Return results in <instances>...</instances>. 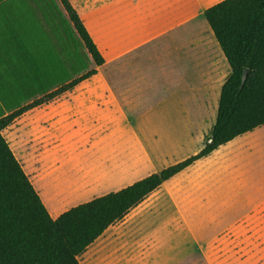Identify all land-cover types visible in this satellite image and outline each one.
<instances>
[{
  "label": "rangeland",
  "instance_id": "1",
  "mask_svg": "<svg viewBox=\"0 0 264 264\" xmlns=\"http://www.w3.org/2000/svg\"><path fill=\"white\" fill-rule=\"evenodd\" d=\"M208 1L70 0L105 65L3 132L18 160L23 155L32 171L42 170L40 183L28 176L50 215L88 202L81 191L107 163L135 164L141 179L204 148L231 73L223 59L227 69L221 66L215 83L201 80L210 66L203 50L220 49L200 16L222 0ZM94 68L58 0H0V90L7 108ZM186 72L193 80L182 82ZM137 211L133 222L92 246L97 259L147 264L143 235L162 227L175 237L161 253L172 256L184 236L177 264H264V127L184 171ZM154 236L156 242L161 234Z\"/></svg>",
  "mask_w": 264,
  "mask_h": 264
},
{
  "label": "trees",
  "instance_id": "2",
  "mask_svg": "<svg viewBox=\"0 0 264 264\" xmlns=\"http://www.w3.org/2000/svg\"><path fill=\"white\" fill-rule=\"evenodd\" d=\"M95 68L0 118V264H80L109 227L197 162L264 127V0H224L204 17L231 73L222 86L216 122L196 155L136 183L80 204L53 219L3 132L98 74L106 60L70 0H58ZM3 99L7 100L2 91Z\"/></svg>",
  "mask_w": 264,
  "mask_h": 264
},
{
  "label": "crops",
  "instance_id": "3",
  "mask_svg": "<svg viewBox=\"0 0 264 264\" xmlns=\"http://www.w3.org/2000/svg\"><path fill=\"white\" fill-rule=\"evenodd\" d=\"M203 1H205V0H203ZM222 1H224V0H222ZM222 1H220V2H222ZM209 2H210V0L208 1V3ZM220 2H218V3H220ZM218 3H216V4H218ZM216 4H213L210 7H212V6L216 5ZM210 7H207L206 10L208 8H210ZM205 11H204V13H205ZM204 13L200 17L204 16ZM185 17H183L182 19L184 20ZM208 28H209V32H210L211 29H210V27H208ZM211 34H213V33H211ZM213 37H214V35H213ZM201 43L203 44V46L205 48L204 42L202 41ZM215 47H217L216 44H215ZM196 52L197 51H195L194 53H196ZM203 52L206 53V55L209 57V59H210V64L209 65L210 66L207 69V72L202 76L201 80L205 84L209 85V84L215 83L217 81L218 75L220 76L219 72L221 73V70H220L221 66H224V68L226 67V69H227V66L224 65V60L226 62H227V60H226L223 52L221 51V49L217 48V51H210V50H206V48H205V50H203ZM193 70H195V69H193ZM188 72H191V71H188ZM188 72H186V74H182V76L179 77V79L182 82H187L189 80H193L192 79L193 77L189 76ZM6 104H7V100L3 99L2 91L0 90V111L3 110L2 112H0V118L4 117V116H6L7 114L10 113V110L6 107ZM223 147H225V146H223ZM219 150L215 151L210 157L205 158L203 160H206V159L211 160V159H213L218 154ZM20 159L22 161H20ZM20 159L18 161L22 165L25 173L28 172V174L26 173L27 175L31 174L35 183H37V181H39V183H40V181L43 179V176L41 174L42 170L39 168L37 170V172L36 171H32L31 167L28 166L25 163L27 161V157L25 158V156L22 155ZM203 160H201V161H203ZM201 161H199V162H201ZM118 165L113 164V166H112V165H110V163H107V165L104 167V169H105L104 171L98 170L96 172L97 175L94 176V179H93L94 184H92V183L88 184V187L84 188V190L81 191V193H85L84 197L88 199V202L93 200V199H95V198L101 197L103 195H106V194H109V193H112V192H118L121 189H123L125 187H128V186L136 183L137 181H140V180H142V179L147 177V176H145L144 178L137 179L138 169H137V166L135 164L129 163V164H124V165H119V166ZM29 179H30V177H29ZM117 182H119L121 184V186L118 187L115 184ZM169 182H167V183H169ZM167 183H165V184H167ZM112 185H116V186H112ZM40 190L43 193V191H42L43 190V186H41V185H40ZM41 196H43V194ZM141 205H142V203L139 206H137L136 208H134L133 210H131L130 213L122 221H120L117 224L109 227L107 229V231L100 238H102L107 233L115 232L116 230L120 229V224L125 226L126 224H128L130 222H133V220L135 218V213L138 212L137 210H138V208ZM67 207L65 209H63V210L54 211V213L51 214V217L53 219H57L60 215H62L63 213L68 211ZM137 214H139V213H137ZM137 214H136V217H138ZM154 233L155 234H158V233L161 234L159 240H157L156 242H154V239H155ZM181 234H182V232H181ZM143 236H144L143 240H144V245L145 246L142 249L141 254L143 256H145V259H147V261H146L147 264H170V262H172V264H177V263H179L182 260L183 257L180 258L181 255H180V252L177 251V249H179L181 247L183 249V253H184V246H185L184 236H183V240L178 243L177 248L176 247L172 248V250H171L172 253H173L172 256H169L170 252H167V253H164V252L161 253L160 252L161 249L164 247V243H165L166 239L169 237V235H167V232L165 233V235H163L162 227L159 228L157 231L155 230V232H154V230H151L148 233L146 231L145 235H143ZM173 237H175V236H171L169 238H173ZM95 243H93L87 249V251L83 255H81L79 257L80 264H111L109 262L99 260V259H97L94 256V254H93L94 250L92 249V246ZM153 259H155V262L152 261Z\"/></svg>",
  "mask_w": 264,
  "mask_h": 264
},
{
  "label": "bare ground",
  "instance_id": "4",
  "mask_svg": "<svg viewBox=\"0 0 264 264\" xmlns=\"http://www.w3.org/2000/svg\"><path fill=\"white\" fill-rule=\"evenodd\" d=\"M60 179V178H59ZM57 188V187H56Z\"/></svg>",
  "mask_w": 264,
  "mask_h": 264
}]
</instances>
